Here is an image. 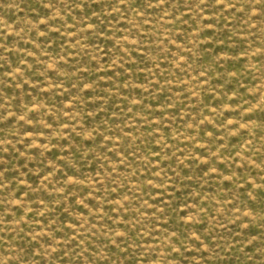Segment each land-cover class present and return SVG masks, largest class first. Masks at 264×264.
<instances>
[{
	"label": "rangeland",
	"instance_id": "obj_1",
	"mask_svg": "<svg viewBox=\"0 0 264 264\" xmlns=\"http://www.w3.org/2000/svg\"><path fill=\"white\" fill-rule=\"evenodd\" d=\"M0 264H264V0H0Z\"/></svg>",
	"mask_w": 264,
	"mask_h": 264
}]
</instances>
